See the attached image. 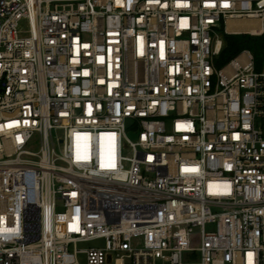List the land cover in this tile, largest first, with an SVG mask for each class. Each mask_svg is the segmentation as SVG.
<instances>
[{
    "label": "built area",
    "instance_id": "2783aa9c",
    "mask_svg": "<svg viewBox=\"0 0 264 264\" xmlns=\"http://www.w3.org/2000/svg\"><path fill=\"white\" fill-rule=\"evenodd\" d=\"M222 31L264 0H0V264H264V67Z\"/></svg>",
    "mask_w": 264,
    "mask_h": 264
},
{
    "label": "trees",
    "instance_id": "16d2710c",
    "mask_svg": "<svg viewBox=\"0 0 264 264\" xmlns=\"http://www.w3.org/2000/svg\"><path fill=\"white\" fill-rule=\"evenodd\" d=\"M222 38L224 45L215 60L217 68L227 66L246 50L253 54L257 70L264 67V33L261 36L254 37L251 35H231L222 31Z\"/></svg>",
    "mask_w": 264,
    "mask_h": 264
},
{
    "label": "bare ground",
    "instance_id": "6f19581e",
    "mask_svg": "<svg viewBox=\"0 0 264 264\" xmlns=\"http://www.w3.org/2000/svg\"><path fill=\"white\" fill-rule=\"evenodd\" d=\"M241 26V29H234L235 26ZM254 28V29H252ZM243 31V32H250L253 34H261L263 32V28L261 26V23L257 20H252V21H242V22H232L229 25L228 32H233V31Z\"/></svg>",
    "mask_w": 264,
    "mask_h": 264
},
{
    "label": "rangeland",
    "instance_id": "374dc122",
    "mask_svg": "<svg viewBox=\"0 0 264 264\" xmlns=\"http://www.w3.org/2000/svg\"><path fill=\"white\" fill-rule=\"evenodd\" d=\"M225 33H227V32H225ZM227 34H229V33H227ZM231 35H232V34H231ZM238 35H239V34H238ZM254 37H258V36H254ZM128 136H129V138L132 139V140H135L136 137H137L136 134H133V133H131V132H128ZM126 154H127V153H126ZM94 246H96L95 243H84V244H81V245L79 246V248H80V249H88V248H92V247H94ZM195 246H199V241H198V240L195 241ZM81 261H82L83 264H86V257H85L84 255H82V259H81ZM195 261H196V260L193 258L191 262H194V263H195Z\"/></svg>",
    "mask_w": 264,
    "mask_h": 264
}]
</instances>
